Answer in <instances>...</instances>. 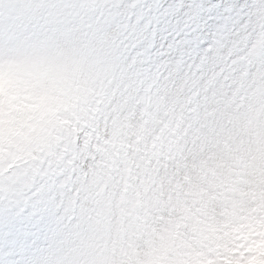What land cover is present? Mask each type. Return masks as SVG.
<instances>
[{
    "label": "rangeland",
    "instance_id": "obj_1",
    "mask_svg": "<svg viewBox=\"0 0 264 264\" xmlns=\"http://www.w3.org/2000/svg\"><path fill=\"white\" fill-rule=\"evenodd\" d=\"M36 3L0 0V176L87 139L112 72L83 20L44 30ZM253 15L264 24V11ZM262 53L258 31L250 55ZM152 152L173 158L90 226L52 237L39 264H264V90L227 126Z\"/></svg>",
    "mask_w": 264,
    "mask_h": 264
},
{
    "label": "snow or ice",
    "instance_id": "obj_2",
    "mask_svg": "<svg viewBox=\"0 0 264 264\" xmlns=\"http://www.w3.org/2000/svg\"><path fill=\"white\" fill-rule=\"evenodd\" d=\"M44 30L83 20L112 56L94 124L25 176H0V264H39L54 236L90 226L172 156L227 126L264 90L250 53L264 0H37ZM131 128L133 131L128 132ZM152 153L149 155V153Z\"/></svg>",
    "mask_w": 264,
    "mask_h": 264
}]
</instances>
